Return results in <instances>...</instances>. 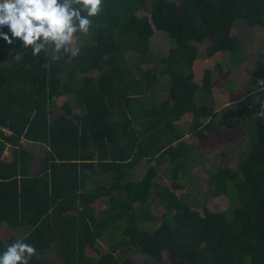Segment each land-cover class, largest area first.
I'll return each instance as SVG.
<instances>
[{"label": "trees", "instance_id": "16d2710c", "mask_svg": "<svg viewBox=\"0 0 264 264\" xmlns=\"http://www.w3.org/2000/svg\"><path fill=\"white\" fill-rule=\"evenodd\" d=\"M92 19L76 57L0 44V249L25 238L29 264H264V52L244 83L234 71L264 0H104ZM204 188L223 207L200 205Z\"/></svg>", "mask_w": 264, "mask_h": 264}, {"label": "clouds", "instance_id": "9594fccd", "mask_svg": "<svg viewBox=\"0 0 264 264\" xmlns=\"http://www.w3.org/2000/svg\"><path fill=\"white\" fill-rule=\"evenodd\" d=\"M103 4L104 0H0V44L17 45L12 49L17 59L42 51L53 60L62 53L76 57L79 34L89 33ZM36 254L34 245L18 238L0 249V264H29Z\"/></svg>", "mask_w": 264, "mask_h": 264}, {"label": "rangeland", "instance_id": "374dc122", "mask_svg": "<svg viewBox=\"0 0 264 264\" xmlns=\"http://www.w3.org/2000/svg\"><path fill=\"white\" fill-rule=\"evenodd\" d=\"M240 34L243 36H251L252 37V41H250L251 43H248V47L250 49H247L250 51L247 60H243L242 62H240V64L234 69V71L236 70L237 72V77L235 78H239L241 79L240 81L243 82V78H248L250 72H252L254 66H255V60H256V56L258 55L259 51H263L264 52V46L261 49V46L264 43V28H258V29H253V28H249L247 27L243 21L240 24ZM156 33H159L156 32ZM166 37V36H163ZM167 38V37H166ZM171 42V40H167V44L169 45V43ZM81 42H78V44H80ZM251 48L253 49V51H251ZM224 57V56H222ZM221 59V57H220ZM248 61V62H247ZM247 62V63H246ZM214 66L216 65V61H214ZM204 66V65H203ZM199 67L200 69H202V64H200V66L196 65V73L199 74ZM214 70H216L214 68ZM244 83V82H243ZM241 84V83H240ZM223 87L222 85L220 86V88L218 89L220 92L222 91ZM242 94H238V96L240 97ZM236 95H231L232 100H230L229 98H226L225 100H222V102L218 103L216 106L218 107V111L221 113V115L223 114H227L230 113L229 111L234 107L236 101H234V97ZM223 130H226L228 133L223 134V133H219L220 139L223 140H229V139H233V135L234 132L232 131H228V129L224 128ZM238 131V129H236ZM235 130V131H236ZM237 137H242L245 135L244 131L241 129H239V132H237ZM39 145H34V146H30L32 149H40V150H36V154L39 156V153L42 152L43 148H39ZM247 147V144L244 140H241V142H239L236 146L233 147H229L228 151H227V160L229 161V164L231 165H235L236 164V155L238 153V151L243 150ZM232 154V155H229ZM206 164L208 167H210L211 170H215L219 165V161H218V157L216 154L212 153V152H207L206 155ZM147 162L142 164L141 167L138 168V170L131 172V177L132 176H139L142 172L145 171V169L147 168ZM159 179V178H157ZM166 183H168V181H164ZM163 182V183H164ZM199 190V191H198ZM198 191V192H197ZM197 194V200L200 202V205L204 204L207 205L209 208L211 209H220L221 207H223L224 205V201L223 199H221L222 197H218V198H214V196L212 194H210L207 190V188L204 189H197L194 192V195ZM217 200V201H216ZM12 232L11 229H7L5 228L4 230L0 231V236L1 238H6L10 233ZM99 246L100 243H99ZM133 259H135L137 261L138 264H152L151 261H149L148 259H145L144 257H142L139 254H134L132 256Z\"/></svg>", "mask_w": 264, "mask_h": 264}, {"label": "crops", "instance_id": "0c3cea01", "mask_svg": "<svg viewBox=\"0 0 264 264\" xmlns=\"http://www.w3.org/2000/svg\"><path fill=\"white\" fill-rule=\"evenodd\" d=\"M34 145H39L38 143H35V144H30V143H27L26 146L29 147V149L32 151V153L35 155V159L34 161L36 160V158L38 157V155L36 154V150L37 149H32L30 146H34ZM39 148H42V145L39 146Z\"/></svg>", "mask_w": 264, "mask_h": 264}, {"label": "built area", "instance_id": "2783aa9c", "mask_svg": "<svg viewBox=\"0 0 264 264\" xmlns=\"http://www.w3.org/2000/svg\"><path fill=\"white\" fill-rule=\"evenodd\" d=\"M1 130L11 133L10 129L8 127H1Z\"/></svg>", "mask_w": 264, "mask_h": 264}]
</instances>
